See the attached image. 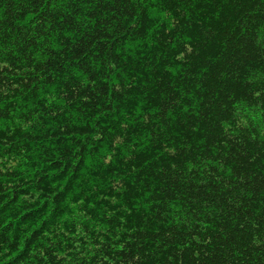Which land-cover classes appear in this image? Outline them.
I'll use <instances>...</instances> for the list:
<instances>
[{
    "label": "trees",
    "instance_id": "1",
    "mask_svg": "<svg viewBox=\"0 0 264 264\" xmlns=\"http://www.w3.org/2000/svg\"><path fill=\"white\" fill-rule=\"evenodd\" d=\"M0 264H264V0H0Z\"/></svg>",
    "mask_w": 264,
    "mask_h": 264
}]
</instances>
